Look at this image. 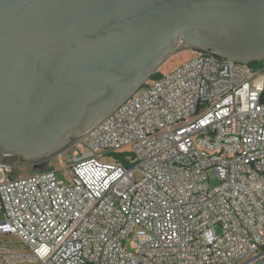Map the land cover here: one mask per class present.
<instances>
[{
  "label": "built area",
  "instance_id": "2783aa9c",
  "mask_svg": "<svg viewBox=\"0 0 264 264\" xmlns=\"http://www.w3.org/2000/svg\"><path fill=\"white\" fill-rule=\"evenodd\" d=\"M260 62L195 52L148 80L74 140L68 184L0 162V235L25 250L0 264H264Z\"/></svg>",
  "mask_w": 264,
  "mask_h": 264
},
{
  "label": "water",
  "instance_id": "95a60500",
  "mask_svg": "<svg viewBox=\"0 0 264 264\" xmlns=\"http://www.w3.org/2000/svg\"><path fill=\"white\" fill-rule=\"evenodd\" d=\"M179 48L263 60L264 0H0V155L56 153Z\"/></svg>",
  "mask_w": 264,
  "mask_h": 264
},
{
  "label": "rangeland",
  "instance_id": "374dc122",
  "mask_svg": "<svg viewBox=\"0 0 264 264\" xmlns=\"http://www.w3.org/2000/svg\"><path fill=\"white\" fill-rule=\"evenodd\" d=\"M195 57V54L191 50H184L179 48L178 51L170 56L157 70V73L165 75L176 68L182 66L183 64L191 61ZM74 140H71L64 148L57 151L56 153L45 157L37 162H23L21 159L14 156H2L0 155V162L12 166L14 168V177H27L31 174L41 172V171H56L59 180L63 181L64 184H68L66 178L68 170L71 165L72 157L79 152V149L74 145ZM130 162L131 158L129 159ZM216 181L211 182V186L216 185ZM1 221V217H0ZM217 232L219 229L217 228ZM0 246L7 247L13 251L24 252V248L20 246L17 239L11 235H0Z\"/></svg>",
  "mask_w": 264,
  "mask_h": 264
},
{
  "label": "trees",
  "instance_id": "16d2710c",
  "mask_svg": "<svg viewBox=\"0 0 264 264\" xmlns=\"http://www.w3.org/2000/svg\"><path fill=\"white\" fill-rule=\"evenodd\" d=\"M193 52H194V54H195V52H198V51H193ZM260 63H261L260 61H253V62H249V63H247V65H249L250 67L255 68V67H260V66H261ZM161 76H162L161 74H159V73H155L154 75H152V76L150 77L149 80H156V79L160 78Z\"/></svg>",
  "mask_w": 264,
  "mask_h": 264
},
{
  "label": "crops",
  "instance_id": "0c3cea01",
  "mask_svg": "<svg viewBox=\"0 0 264 264\" xmlns=\"http://www.w3.org/2000/svg\"><path fill=\"white\" fill-rule=\"evenodd\" d=\"M193 52V51H192ZM194 53V52H193Z\"/></svg>",
  "mask_w": 264,
  "mask_h": 264
}]
</instances>
